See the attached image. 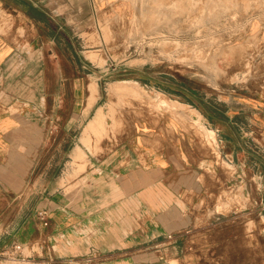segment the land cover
<instances>
[{"label": "rangeland", "instance_id": "rangeland-1", "mask_svg": "<svg viewBox=\"0 0 264 264\" xmlns=\"http://www.w3.org/2000/svg\"><path fill=\"white\" fill-rule=\"evenodd\" d=\"M90 6L87 25L67 26L65 19L60 20L68 28L55 37L49 25L54 49L69 60L63 69L49 66V92L64 95L49 100L52 178H40L45 175L41 173L39 179L23 182L22 201L42 204L46 185V191L58 190L55 194L75 188L94 158L131 138L149 119L180 123L196 136L197 150L217 160L214 165L227 174L222 187L213 189L203 179L206 190L193 189L186 196L199 213H205L206 227H197L194 233H205L208 241L223 236V264H264V135L254 127L260 121V104L249 100L251 106H244L239 100L245 94L255 98L261 90L264 97V0H115ZM49 20L56 25V20ZM121 82L140 89L116 90L115 84ZM75 94L81 99H74ZM238 124L246 127L241 133L246 147L242 155L230 154L226 161L222 151L233 145L222 144V132L215 128L223 126L235 144L241 141ZM76 147L81 154L74 155ZM4 215L12 224L14 212ZM100 259L89 253L70 264Z\"/></svg>", "mask_w": 264, "mask_h": 264}, {"label": "crops", "instance_id": "crops-1", "mask_svg": "<svg viewBox=\"0 0 264 264\" xmlns=\"http://www.w3.org/2000/svg\"><path fill=\"white\" fill-rule=\"evenodd\" d=\"M102 1L115 2L94 0ZM91 4L92 0H0V247L44 236L55 259L96 253L101 259L93 264H196L201 260L223 264V236L208 241L205 233H194L195 228L206 227L205 213H199L186 196L193 189L204 192L203 179L213 189L222 187L227 174L214 165L217 160L197 150L196 136L180 123L149 119L136 127L131 138L94 158L75 188L55 194L58 190L46 191V185L42 204L22 201L23 182L37 180L41 173L45 175L40 178H52L48 175L49 146L54 143L49 141L53 132L49 100L64 95L49 92V66L63 69L69 60L54 49L49 25L53 37L68 28L60 20L65 19L67 26L87 25ZM262 94L263 90L255 98L245 94L239 100L244 106H251L249 100L260 104V121L254 127L264 135ZM74 99L81 97L75 94ZM221 128L215 130L222 132V144L233 145L232 150L222 151V158L242 155L246 140L241 133H246V127L238 124L241 141L235 144ZM204 166L211 173L204 172ZM40 208L48 210L44 222L34 214ZM8 211L14 212L12 224L4 215Z\"/></svg>", "mask_w": 264, "mask_h": 264}, {"label": "built area", "instance_id": "built-area-1", "mask_svg": "<svg viewBox=\"0 0 264 264\" xmlns=\"http://www.w3.org/2000/svg\"><path fill=\"white\" fill-rule=\"evenodd\" d=\"M92 0V5L95 4ZM93 10V8H92ZM37 218L46 220L48 210L40 208L36 210ZM173 238L172 234L167 236ZM72 259H55L49 252L47 239L42 237L32 242H12L10 245L0 247V264H70Z\"/></svg>", "mask_w": 264, "mask_h": 264}, {"label": "bare ground", "instance_id": "bare-ground-1", "mask_svg": "<svg viewBox=\"0 0 264 264\" xmlns=\"http://www.w3.org/2000/svg\"><path fill=\"white\" fill-rule=\"evenodd\" d=\"M91 83H94V82H91ZM92 87V86H91ZM90 87V88H91ZM95 87V86H94ZM124 87H126L127 88V92L128 91H131V92H133V91H139V89H140V87L139 86H137L136 84H133V83H126V82H121V83H117V84H115V86H114V88L116 89V90H120L121 88H124ZM93 88V87H92ZM92 88H91V90H92ZM113 88V89H114ZM95 89V88H94ZM95 90H97V89H95ZM125 92V91H124ZM130 93V92H129ZM93 94H94V90H93ZM96 94V93H95ZM124 94V93H123ZM95 96V95H94ZM93 96V97H94ZM92 99V98H91ZM182 111V110H181ZM186 114V113H185ZM102 115H103V113H102ZM190 115V114H189ZM101 117H103V116H101L100 115V117L98 116V118H99V123L101 122V120L103 119H101ZM189 117H191V116H189ZM97 119V118H96ZM103 121V120H102ZM93 124V123H92ZM97 125V124H96ZM100 125V124H99ZM95 131V130H94ZM87 138H89V137H87ZM86 140V139H85ZM88 140V139H87ZM89 144V143H88ZM84 151V150H83ZM82 153V149L80 148V147H76L75 149H74V155H77V154H81ZM83 156H85V155H83ZM74 158V157H73ZM81 158V157H80ZM74 160H77L76 158L74 159Z\"/></svg>", "mask_w": 264, "mask_h": 264}]
</instances>
